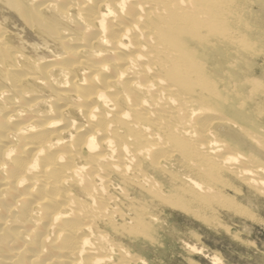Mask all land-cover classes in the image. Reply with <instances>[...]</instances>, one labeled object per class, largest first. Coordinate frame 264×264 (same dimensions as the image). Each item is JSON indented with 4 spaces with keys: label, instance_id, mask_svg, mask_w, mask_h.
Instances as JSON below:
<instances>
[{
    "label": "bare ground",
    "instance_id": "bare-ground-1",
    "mask_svg": "<svg viewBox=\"0 0 264 264\" xmlns=\"http://www.w3.org/2000/svg\"><path fill=\"white\" fill-rule=\"evenodd\" d=\"M261 195L264 0H0V264H166Z\"/></svg>",
    "mask_w": 264,
    "mask_h": 264
},
{
    "label": "rangeland",
    "instance_id": "rangeland-1",
    "mask_svg": "<svg viewBox=\"0 0 264 264\" xmlns=\"http://www.w3.org/2000/svg\"><path fill=\"white\" fill-rule=\"evenodd\" d=\"M261 196L255 198L257 201L252 197L246 198L249 202L242 197L238 200L254 219L219 209L216 215L211 211L207 212L206 216L215 219L219 217L220 221L215 220V223L207 224L201 219L186 218L178 210L173 211L166 222L167 225H162L163 233L167 234L165 243H168L167 246L164 245L161 256L164 262L264 264V195Z\"/></svg>",
    "mask_w": 264,
    "mask_h": 264
}]
</instances>
